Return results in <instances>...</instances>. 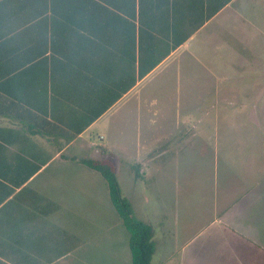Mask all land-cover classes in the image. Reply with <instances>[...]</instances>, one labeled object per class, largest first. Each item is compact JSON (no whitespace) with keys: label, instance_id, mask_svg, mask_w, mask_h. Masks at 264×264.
I'll return each instance as SVG.
<instances>
[{"label":"crops","instance_id":"crops-1","mask_svg":"<svg viewBox=\"0 0 264 264\" xmlns=\"http://www.w3.org/2000/svg\"><path fill=\"white\" fill-rule=\"evenodd\" d=\"M73 1L83 4L70 11L74 22L42 32V65H19L42 0H0V264L90 260L95 231L112 229L111 200L79 160H95L96 144L110 152L113 137L123 159L132 114H204L213 98L202 89L246 63L238 49L264 41V0H136L134 16L121 0Z\"/></svg>","mask_w":264,"mask_h":264},{"label":"rangeland","instance_id":"rangeland-1","mask_svg":"<svg viewBox=\"0 0 264 264\" xmlns=\"http://www.w3.org/2000/svg\"><path fill=\"white\" fill-rule=\"evenodd\" d=\"M258 46L248 53L238 49L246 63L230 65L217 83L202 89L213 98L204 114L190 116L196 113L192 108L186 117H164L171 113L165 110L130 115L122 128L127 132L121 160L117 147H123L122 140L113 137L110 152L95 145L94 159L112 164L136 218L155 230L152 264H264L262 39ZM201 71L194 74L200 77ZM170 102L166 95L159 104L167 109ZM89 152L83 157H91ZM91 172L96 179L98 173ZM117 218L111 202L110 234L97 229L94 255L80 264L132 263L130 233Z\"/></svg>","mask_w":264,"mask_h":264},{"label":"trees","instance_id":"trees-1","mask_svg":"<svg viewBox=\"0 0 264 264\" xmlns=\"http://www.w3.org/2000/svg\"><path fill=\"white\" fill-rule=\"evenodd\" d=\"M101 1L109 2V0ZM48 2L52 3V7L48 5ZM121 2L124 8L120 12L123 14L126 12L128 15L134 16L136 12V0H121ZM81 5L83 4H76L73 0H53V2L50 0H42L41 13L36 12L32 15V21H30L32 22L30 23V31L34 35L32 36L31 51L29 52V56L24 59L21 58V54L16 55V61L20 59L19 65H42V32H45L47 35L48 24L61 26L62 24L73 23L74 17H72L70 11L77 10ZM103 8L106 9L105 7ZM115 8L119 10L118 7ZM50 9L54 15L50 18L44 17V14H49ZM100 13L103 18L102 12ZM39 14H42V21H38L36 24L34 20L37 16H40ZM157 64L158 62L147 70H152ZM79 162L90 170L100 174L106 181L114 209L118 217L122 220L123 226L130 233L129 246L132 255L131 264H152L156 252V243L154 240L155 230L151 223L136 218L132 203L123 195L121 185L112 164L109 161L93 159H80ZM136 176L137 178L141 177L138 174Z\"/></svg>","mask_w":264,"mask_h":264}]
</instances>
